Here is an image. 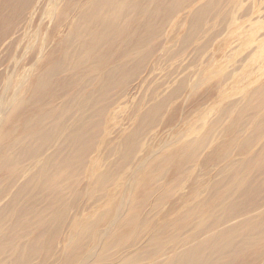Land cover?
<instances>
[{"label": "bare ground", "instance_id": "obj_1", "mask_svg": "<svg viewBox=\"0 0 264 264\" xmlns=\"http://www.w3.org/2000/svg\"><path fill=\"white\" fill-rule=\"evenodd\" d=\"M245 1L0 0V264H264Z\"/></svg>", "mask_w": 264, "mask_h": 264}, {"label": "rangeland", "instance_id": "obj_2", "mask_svg": "<svg viewBox=\"0 0 264 264\" xmlns=\"http://www.w3.org/2000/svg\"><path fill=\"white\" fill-rule=\"evenodd\" d=\"M244 4H245V6H241L240 8L237 7L233 11L229 20H227V21L224 20L221 23V26L220 25L218 26V28L221 31H222L223 26H225L226 28L221 32L220 35H218L215 38L213 45H212V47H214V44H215V46H223V49H220V52L223 51V52H221V54H222L221 56H226V58L221 62V64L223 63L224 68H225V65H228V62H226V61L230 60V62H229V64H230L233 57H234V59H233L232 63H234L235 60L238 59L239 57H243V56L247 57L248 59H251L253 56L256 55V53H258L257 49H256L257 46L262 41H264V13H263L264 12V0H246L244 2ZM255 5H256V7H255ZM247 6L249 7L250 13L245 16L246 19L243 17L244 18V20H243V18L242 19L239 18V16L242 15V12H243L241 8H243V7L246 8ZM261 14H262V16H261ZM259 15H260V17H258ZM232 27H233V29L236 27H238V28L234 29V31H233ZM229 29H232V30H229ZM228 30H229V32H228ZM241 30H244V32L241 35H239V33H240L239 31H241ZM228 36H229V38H227ZM223 42H225V43H223ZM226 42H227V44H226ZM229 44H230V46H229ZM211 48H208V49H211ZM215 49H216V47H215ZM208 51L206 53H208ZM245 51H246V53H245ZM248 51H249V54H248ZM209 54L211 56V52H209ZM209 54L208 55L205 54L203 56L200 55L199 67H201V62H204V65L206 64L205 60H204V56H205V59L207 60L208 57L210 58ZM217 56H218V53H217ZM209 63L210 64L215 63V61H212V62L210 61ZM184 64L188 65L189 63L186 61ZM187 65H185V67ZM172 66H173V68H172ZM195 67L196 66L190 65V66H187V68L182 69V71H180V72L185 73V72H188L189 69H196ZM166 68L172 74L170 77L171 81H172L173 78L175 77V75L177 74V73H175L174 65L167 66ZM209 68H212V67L209 66ZM187 69H188V71H187ZM167 70H165V71H167ZM178 70H179V68L176 71H178ZM170 78H169V80H170ZM155 86H157V85L155 84ZM147 89H148V87H147ZM147 89L145 88L144 91L137 93L138 96H135L134 99H138L139 96H144L145 98L148 99L151 96L150 95L151 93H150V90L147 91ZM160 89H162V87L158 88L157 91ZM128 113H130V112L127 111L125 114H128ZM121 116H123V113H121ZM157 159H159V158H157Z\"/></svg>", "mask_w": 264, "mask_h": 264}]
</instances>
